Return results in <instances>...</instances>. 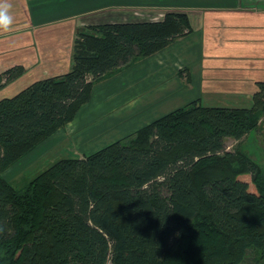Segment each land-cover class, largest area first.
I'll list each match as a JSON object with an SVG mask.
<instances>
[{
    "label": "trees",
    "instance_id": "16d2710c",
    "mask_svg": "<svg viewBox=\"0 0 264 264\" xmlns=\"http://www.w3.org/2000/svg\"><path fill=\"white\" fill-rule=\"evenodd\" d=\"M78 31L70 68L0 100V264H264V170L226 140L261 131L250 108L199 100L17 188L3 175L89 101L93 83L188 35L182 12ZM24 69L0 75V88ZM249 178V179H248Z\"/></svg>",
    "mask_w": 264,
    "mask_h": 264
},
{
    "label": "crops",
    "instance_id": "0c3cea01",
    "mask_svg": "<svg viewBox=\"0 0 264 264\" xmlns=\"http://www.w3.org/2000/svg\"><path fill=\"white\" fill-rule=\"evenodd\" d=\"M7 2L13 24L8 31L0 30V74L15 66L26 71L0 89V100L53 72L67 71L78 29L141 22L146 13L182 12L191 24L192 31L163 52L168 53L167 76L175 88L165 108L181 107L176 106L180 99L184 105L199 100L205 107L246 108L253 104L258 83L264 82V0ZM24 78L34 80L25 85Z\"/></svg>",
    "mask_w": 264,
    "mask_h": 264
},
{
    "label": "rangeland",
    "instance_id": "374dc122",
    "mask_svg": "<svg viewBox=\"0 0 264 264\" xmlns=\"http://www.w3.org/2000/svg\"><path fill=\"white\" fill-rule=\"evenodd\" d=\"M145 15L143 21L154 20L159 13L150 17L149 13ZM84 28L76 31L75 40L68 52L70 63H72L75 41L79 38L78 31ZM165 51L162 50L144 60H137L94 82L89 101L80 107L70 121L56 128L46 141L5 170L3 175L6 179L15 187L21 188L60 160L82 159L115 142H128L135 137L137 130L158 118L166 110L165 114L180 108L164 107L172 101L169 92L175 90L170 83L172 78L167 76L171 70L167 68L170 59H167L168 53H163ZM23 69L25 73L26 70L24 67ZM65 71L62 69L53 72L49 77L62 75ZM176 71L180 76L179 72L183 69ZM27 79V82L26 78L21 81H25L26 85L34 80V78ZM181 100L183 99H180L176 106L186 105ZM244 106L248 108L252 105ZM226 149L230 152H244L264 170V123L261 131L252 133L241 141L227 139Z\"/></svg>",
    "mask_w": 264,
    "mask_h": 264
},
{
    "label": "clouds",
    "instance_id": "9594fccd",
    "mask_svg": "<svg viewBox=\"0 0 264 264\" xmlns=\"http://www.w3.org/2000/svg\"><path fill=\"white\" fill-rule=\"evenodd\" d=\"M10 7L11 5L7 0H0V30L2 31H8L13 24Z\"/></svg>",
    "mask_w": 264,
    "mask_h": 264
},
{
    "label": "built area",
    "instance_id": "2783aa9c",
    "mask_svg": "<svg viewBox=\"0 0 264 264\" xmlns=\"http://www.w3.org/2000/svg\"><path fill=\"white\" fill-rule=\"evenodd\" d=\"M159 18H162V14H159L157 17L154 18V20H158Z\"/></svg>",
    "mask_w": 264,
    "mask_h": 264
}]
</instances>
